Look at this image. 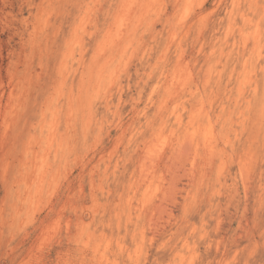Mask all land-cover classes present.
Listing matches in <instances>:
<instances>
[{"label":"rangeland","instance_id":"rangeland-1","mask_svg":"<svg viewBox=\"0 0 264 264\" xmlns=\"http://www.w3.org/2000/svg\"><path fill=\"white\" fill-rule=\"evenodd\" d=\"M0 264H264V0H0Z\"/></svg>","mask_w":264,"mask_h":264},{"label":"bare ground","instance_id":"bare-ground-1","mask_svg":"<svg viewBox=\"0 0 264 264\" xmlns=\"http://www.w3.org/2000/svg\"><path fill=\"white\" fill-rule=\"evenodd\" d=\"M126 1V0H125ZM125 6V5H124ZM106 7V6H105ZM147 9V8H146ZM49 10H47V12H48ZM147 11V10H146ZM121 12V11H120ZM125 12V11H124ZM48 14V13H47ZM123 14H125V13H123ZM146 14V13H145ZM86 15V14H85ZM123 16V15H122ZM115 17V16H114ZM119 19V18H118ZM133 19V18H132ZM149 19V18H148ZM242 20V19H241ZM40 22V21H39ZM148 22V21H147ZM122 23V22H121ZM146 23V22H145ZM228 23V22H227ZM116 24V23H115ZM132 24V23H131ZM115 27V26H114ZM119 27V26H118ZM116 28H117V26H116ZM114 29V28H113ZM254 30V29H253ZM115 34V33H114ZM116 34H118V33H116ZM119 35V34H118ZM114 36V35H113ZM115 37H113L112 39H114ZM202 41V40H201ZM76 42V41H75ZM103 44H104V42H103ZM124 46V45H123ZM260 48V47H259ZM101 49V48H100ZM237 50V49H236ZM232 52V51H231ZM211 53V52H210ZM127 57V56H126ZM124 61V60H123ZM118 64V63H117ZM185 64H186V62H185ZM232 64V63H231ZM208 69V68H207ZM118 71V70H117ZM66 72H68V71H66ZM225 72V71H224ZM244 72V71H243ZM111 73V72H110ZM225 74V73H224ZM109 76H110V74H109ZM97 77V76H96ZM63 78H65V77H63ZM111 80V79H110ZM109 80V81H110ZM110 83H111V81H110ZM206 84V83H205ZM155 85V84H154ZM204 85V84H203ZM203 85H202V87H203ZM180 86V85H179ZM196 86V85H195ZM255 86V85H254ZM153 87V86H152ZM150 90V89H149ZM195 90V89H194ZM255 91H256V89H254ZM79 91V90H78ZM254 91V92H255ZM59 93V92H58ZM214 93H216V91L214 92ZM217 94H218V92H217ZM217 94H215V95H217ZM255 98V97H254ZM172 105V104H171ZM173 109V108H172ZM256 109V108H255ZM197 110V109H196ZM261 111V110H260ZM69 112H71V111H69ZM178 113V112H177ZM70 114V113H69ZM71 115V114H70ZM177 116V115H176ZM68 117H70V116H68ZM67 117V118H68ZM132 118V117H131ZM181 118V117H180ZM52 122H53V120H52ZM51 122V123H52ZM253 127V126H252ZM167 129V128H166ZM193 130V129H192ZM240 130V129H239ZM205 131V130H204ZM252 131V130H251ZM136 132V131H135ZM159 132V131H158ZM161 132V131H160ZM166 132H168V130L166 131ZM189 132H190V130H189ZM206 132V131H205ZM131 133V132H130ZM204 133V132H203ZM162 134V133H161ZM165 134V133H164ZM167 134V133H166ZM188 134V133H187ZM30 136V135H29ZM128 136H130V135H128ZM159 136V135H158ZM187 136V135H186ZM188 136H190V135H188ZM193 137V136H192ZM157 138V137H156ZM206 138V137H205ZM161 139H163V137L161 138ZM190 139V138H189ZM188 139V140H189ZM208 140V139H207ZM211 140V139H210ZM155 141H156V139H155ZM162 141V140H161ZM183 141V140H182ZM151 142V141H150ZM158 142V141H157ZM186 142H188V141H186ZM185 142V143H186ZM205 142V141H204ZM152 144H153V142H151ZM158 143H160V142H158ZM178 144V143H177ZM192 144V143H191ZM160 145V144H159ZM162 145V144H161ZM164 145V144H163ZM181 145V144H180ZM188 145V144H187ZM153 147H154V145H152ZM156 146V145H155ZM179 146V145H178ZM206 146V145H205ZM148 148H149V150H150V147L149 146H147ZM147 147H145V148H147ZM187 147V146H186ZM147 148V149H148ZM156 148H158V147H156ZM179 148V147H178ZM185 148V147H184ZM153 148L151 147V150H152ZM186 149V148H185ZM190 149V148H189ZM214 149V148H213ZM160 150V149H159ZM188 150V149H187ZM207 150L209 151V149L207 148ZM154 152V151H153ZM143 153V152H142ZM180 153V152H179ZM145 154H147V153H145ZM181 154V153H180ZM148 155H149V153H148ZM152 155H154V153L152 154ZM156 155H157V153H156ZM169 155V154H168ZM182 155V154H181ZM191 155V154H190ZM194 155V153L192 154V156ZM187 156V155H186ZM147 157V156H146ZM149 157H151V155L150 156H148L147 158H149ZM173 157V155L171 156V158ZM180 157H182V156H180ZM187 158V157H186ZM194 158V157H193ZM178 159V158H177ZM188 159V158H187ZM152 160V158H150V161ZM172 161V160H171ZM175 161V160H174ZM186 161V160H185ZM243 161V160H242ZM141 162V161H140ZM139 162V163H140ZM152 162V161H151ZM154 162V161H153ZM209 162V161H208ZM34 164V163H33ZM141 164V163H140ZM139 165V164H138ZM153 165V164H152ZM146 166V165H145ZM149 166V165H148ZM151 166V165H150ZM169 166V165H168ZM144 167V166H143ZM142 167V168H143ZM189 167V166H188ZM143 169H146V168H143ZM191 169H192V167H191ZM141 170V169H140ZM171 171V170H170ZM184 171V170H183ZM143 172V171H142ZM172 172V171H171ZM139 173H141V172H139ZM146 173H148V171L146 172ZM142 174V173H141ZM143 174H145V172L143 173ZM146 175V174H145ZM184 175V174H183ZM139 176V175H138ZM172 176V175H171ZM178 176V175H177ZM192 176V175H191ZM248 176V175H247ZM138 178V177H137ZM136 178V179H137ZM142 178V177H141ZM31 180V179H30ZM142 180V179H141ZM156 185V184H155ZM154 185V186H155ZM157 187V186H156ZM137 188V187H136ZM173 188V187H172ZM235 189V188H234ZM167 190H168V188H167ZM171 190V189H170ZM244 191V190H243ZM139 192V191H138ZM232 193V192H231ZM167 194H169V191H168V193ZM171 195V194H170ZM233 196V195H232ZM144 197H146V196H144ZM166 197V196H165ZM38 198V197H37ZM37 198H35V199H37ZM163 198V197H162ZM175 199V198H174ZM158 200H159V198H158ZM37 201V200H36ZM127 202V201H126ZM159 203V202H158ZM173 204V203H172ZM156 206V205H155ZM140 208V207H139ZM155 209V208H154ZM156 210V209H155ZM157 211H158V209H157ZM160 211H161V209H160ZM158 213V212H157ZM161 213H163V212H161ZM166 220H168V219H166ZM150 221H152L151 219H150ZM153 221H155L154 219H153ZM149 222V221H148ZM152 223V222H151ZM84 224V223H83ZM148 224V223H147ZM154 225V224H153ZM148 226V225H147ZM150 226V225H149ZM155 226V225H154ZM143 233V232H142ZM154 233V232H153ZM87 234V233H86ZM142 236H143V234H141ZM141 237V236H140ZM151 237V236H150ZM151 239V238H150ZM100 241V240H99ZM105 241H107V240H105ZM108 242V241H107ZM116 242V241H115ZM120 244V243H119ZM159 245V244H158ZM119 246H121V245H119ZM103 247V246H102ZM139 249H140V247H139ZM135 250V249H134ZM193 253V252H192ZM100 254V253H99ZM130 255V254H129ZM99 256V255H98ZM107 257V256H106ZM189 257H191V255L189 256ZM135 259V258H134ZM189 260H191V259H189ZM105 261V260H104ZM108 261V260H107Z\"/></svg>","mask_w":264,"mask_h":264}]
</instances>
